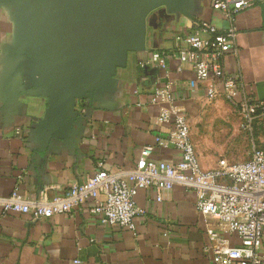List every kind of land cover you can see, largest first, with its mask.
Instances as JSON below:
<instances>
[{"label": "crops", "instance_id": "1", "mask_svg": "<svg viewBox=\"0 0 264 264\" xmlns=\"http://www.w3.org/2000/svg\"><path fill=\"white\" fill-rule=\"evenodd\" d=\"M190 15L155 11L148 19L146 51L130 53L127 67L114 77L115 91L91 113L87 102L78 103L85 118L75 142L58 141L41 150L35 130L45 116L47 100L23 97L18 105L9 103L5 70L17 27L11 9L0 6V198L16 190L30 201L62 196L97 173L101 162L108 172L133 170L145 147L154 149L152 159L178 162L177 150L156 143L157 137L169 136L173 125L159 123L161 106L151 100L168 74L175 106L187 115L191 131L205 106L212 104L206 100L207 85L190 89L195 80L190 64L178 72L179 47L186 46L177 38L194 34L201 22L220 32L235 29L224 70L244 93L264 100V1L229 20L209 0H194ZM155 54L165 66L142 65ZM201 164L207 170L217 166ZM135 201L142 210L135 233L104 225L91 213V201L50 219L0 212V264H215L205 248L208 231L219 230V225L198 211L195 192L175 186L163 190L159 201L156 190H139ZM231 243L239 244L236 235Z\"/></svg>", "mask_w": 264, "mask_h": 264}, {"label": "built area", "instance_id": "2", "mask_svg": "<svg viewBox=\"0 0 264 264\" xmlns=\"http://www.w3.org/2000/svg\"><path fill=\"white\" fill-rule=\"evenodd\" d=\"M213 9L223 12L229 20L264 0H209ZM207 35V38L204 37ZM235 29L220 32L215 26L201 22L198 29L187 37H178V72L190 64L195 80L207 85L206 100L228 103L242 131L252 137V151L248 160L231 163L220 160L216 168L205 169L192 140L187 115L175 106L173 81H167L157 89L151 100L160 104L158 121L173 125L168 137H157L161 147H173L180 154L176 163L152 159L154 149H142L135 168L117 173L103 169L84 183L76 184L62 196L49 198L43 195L30 201L18 191L0 198L2 215H32L35 220L50 219L56 215L71 214L82 204L92 202L91 213L110 227H118L135 233L136 221L142 215L135 197L139 190L154 189L161 201V192L182 186L197 196V209L207 218L216 220L219 230H209L206 253L213 255L215 264H264V100L244 93L238 82L229 77L223 67V59L235 43ZM157 63L165 66L159 54L142 64ZM236 235L238 245H232Z\"/></svg>", "mask_w": 264, "mask_h": 264}, {"label": "water", "instance_id": "3", "mask_svg": "<svg viewBox=\"0 0 264 264\" xmlns=\"http://www.w3.org/2000/svg\"><path fill=\"white\" fill-rule=\"evenodd\" d=\"M194 0H0L17 31L8 51L4 89L9 103L47 100L35 135L41 150L74 143L85 116L115 91L130 53L146 51L149 17L159 9L191 17Z\"/></svg>", "mask_w": 264, "mask_h": 264}, {"label": "rangeland", "instance_id": "4", "mask_svg": "<svg viewBox=\"0 0 264 264\" xmlns=\"http://www.w3.org/2000/svg\"><path fill=\"white\" fill-rule=\"evenodd\" d=\"M219 101L205 106V113L192 124L196 152L208 168L223 159L231 163L246 161L252 151L251 135L241 130L228 103Z\"/></svg>", "mask_w": 264, "mask_h": 264}]
</instances>
